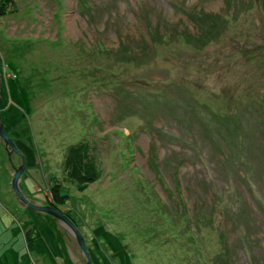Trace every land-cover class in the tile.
Here are the masks:
<instances>
[{"label": "rangeland", "instance_id": "obj_1", "mask_svg": "<svg viewBox=\"0 0 264 264\" xmlns=\"http://www.w3.org/2000/svg\"><path fill=\"white\" fill-rule=\"evenodd\" d=\"M0 96L90 264H264V0H0ZM9 171L0 140V264H83Z\"/></svg>", "mask_w": 264, "mask_h": 264}, {"label": "water", "instance_id": "obj_2", "mask_svg": "<svg viewBox=\"0 0 264 264\" xmlns=\"http://www.w3.org/2000/svg\"><path fill=\"white\" fill-rule=\"evenodd\" d=\"M1 100V96H0ZM0 140L3 142V147L6 151L9 164L12 168V173H11V178H10V187L13 190L14 194L18 198V201L24 205L27 209L30 211H36V212H46L54 216L56 219L60 220L63 222L68 229L72 232L77 245L79 246L81 252L84 255V262L83 264H90V256L86 250V247L84 245V239L83 236L80 232V230L76 227L74 222L63 212L60 210L56 209L50 204L47 203H34L31 202L24 194L21 193V191L18 188V179L24 169L25 166V157L24 155L20 152V150L16 147L15 143L13 140L5 133V130L3 128V123L0 120ZM16 153L20 159L18 163L14 164L12 160L10 159V155L12 153Z\"/></svg>", "mask_w": 264, "mask_h": 264}, {"label": "trees", "instance_id": "obj_3", "mask_svg": "<svg viewBox=\"0 0 264 264\" xmlns=\"http://www.w3.org/2000/svg\"><path fill=\"white\" fill-rule=\"evenodd\" d=\"M6 65V64H5ZM14 75V74H13ZM8 76H10V74L8 73ZM4 78H6V77H4ZM1 100H2V98H1ZM1 100H0V104H1ZM1 119V118H0ZM58 183H56L54 186H52L51 187V192H52V201H62V196L64 195L63 193H60L59 192V189H58V185H57ZM52 201H48V203L49 204H51V205H53V203H52ZM54 206V205H53ZM165 213V215H166V217H165V220L167 221V223H169V220H168V217L169 216H171V213L167 210V211H165L164 212ZM168 216V217H167ZM171 217H169V219H170ZM171 220V219H170ZM183 223H184V225L186 226V229L188 228V226H189V224L184 220L183 221ZM211 220L209 219V221L206 223V225H208V226H211ZM172 226L173 225H175L174 223H173V221H172V224H171ZM175 226H177V225H175ZM171 227V226H170ZM219 230V229H218ZM221 231V230H220ZM168 232H170V233H172L173 231H172V228H169L168 229ZM191 235V237H193L192 236V233L190 234ZM185 252V251H184ZM186 256V255H185ZM210 260V261H209ZM205 264H218L217 263V260L216 261H214V260H212L211 261V259H208L207 260V262L205 263ZM219 264H221L220 262H219Z\"/></svg>", "mask_w": 264, "mask_h": 264}, {"label": "crops", "instance_id": "obj_4", "mask_svg": "<svg viewBox=\"0 0 264 264\" xmlns=\"http://www.w3.org/2000/svg\"><path fill=\"white\" fill-rule=\"evenodd\" d=\"M9 105L7 104V103H4V104H2L1 103V108H2V110H1V112L0 113H3V110H4V112H5V109H7V107H8ZM5 115V114H4ZM1 121H2V118L0 119ZM14 131V130H13ZM14 136H15V134H14ZM17 138V137H16ZM18 139V138H17ZM34 165H37V164H34ZM28 168H29V166H27ZM7 171V170H6ZM28 169H26V161H25V166H24V170H23V172L21 173V175H20V181H21V184H20V186H21V188L22 187H24L27 191H29V188H28V186H27V184H25L24 183V181H23V176L24 175H28ZM9 178H11V174H10V171H9V173H7V179H9ZM33 180V179H32ZM8 181V180H7ZM10 182V181H9ZM19 184V183H18Z\"/></svg>", "mask_w": 264, "mask_h": 264}]
</instances>
